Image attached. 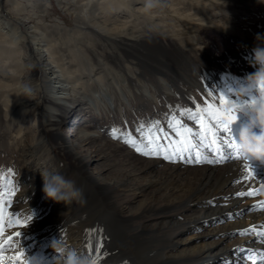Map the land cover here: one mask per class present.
I'll list each match as a JSON object with an SVG mask.
<instances>
[{
    "label": "bare ground",
    "instance_id": "6f19581e",
    "mask_svg": "<svg viewBox=\"0 0 264 264\" xmlns=\"http://www.w3.org/2000/svg\"><path fill=\"white\" fill-rule=\"evenodd\" d=\"M66 1L73 3L74 26L71 28L57 22L29 25L26 22V17L20 16L22 13L34 10L33 16L38 21L39 18H43L39 16L40 13L42 15L46 14L47 0H0V113L2 114H0V134H3L4 131L8 132L14 125L18 126L16 134H12L10 141H7L8 144L7 142L4 144L9 145L13 142L15 148L20 147L23 163L18 176L12 179L9 184L1 186V189L4 190L2 193L15 202L13 211L16 215L6 217L5 226L1 227L0 264H55L56 254L51 245L54 241L59 240L82 254L100 256L101 264H141L136 259L135 248H138L140 244L141 247L145 246L143 242L150 240L158 244L157 250H150L148 255L144 257V261L147 262L143 264H186L184 262L180 263L182 260L174 254V251L177 248L178 239H181V236H177L187 230L179 232V229L173 232L169 231L170 233L166 231V234H158L157 226L154 223L132 222L137 215L128 213L129 206L127 210L112 202L108 208H95L91 205L93 207L90 208L91 213L81 217L79 219L81 225L76 228L68 226L67 223H58L53 220L47 224L39 222L37 225L33 217L38 215L40 211L50 207V212L54 213V211L62 210L68 205L45 197L41 172H58L56 164L62 165L63 160L59 154L54 153L51 144L59 142L63 146V150L72 156V166L70 168L76 172L74 176L76 186L78 185V188H80L79 186L83 184L85 175L82 177V174L87 173L88 166L91 163L90 158L100 159V155L93 148L96 134L99 135V128L102 125L92 122L93 120H84L86 121L85 124L82 120L80 121L81 118L78 117V113L84 111L82 107L83 100L78 97L72 101H69V99L73 95H79L81 91L83 93L84 91H93L91 88H94V86L103 85L101 83L105 84L109 80L108 76L116 83L121 94L117 96L107 91V89L102 90V92L97 91V93L89 92L91 95H88V99L85 97L87 100L85 103L92 104L93 108L90 109L97 114L104 113V117L111 114V119H113L115 116L112 112H115L120 114L122 119L127 118L128 115L124 112L125 106L126 104L129 107L132 105L126 99L125 91L122 89L124 86H121L119 79L124 83L128 79L138 82L139 86L149 96V103H154L157 100V87L170 91V93H174V88H177L182 97L190 103H193V94L197 96L196 93H201L212 99L214 107H211L212 105L204 106L206 111L201 114H196L197 109L194 113L188 109L185 116L175 114L178 119L185 118H183L184 121L181 122V125H185L187 121L191 120H198L199 123L202 115L205 121L211 125L210 130L213 137H211L212 142L210 144L213 143L217 136L215 130L217 126H219L221 135H224L222 117L218 119V115H213V112L222 109L219 112L226 117L230 112L227 111L230 100L233 102H240L241 100V96L237 93H243L244 98H247L254 91L250 88L247 79L259 67L254 63L253 49L256 48L254 42L249 39L248 44L233 47L227 53L228 56L225 55V58L221 57L215 60L217 63L211 67L206 64H198L193 60L190 63H188L189 60L183 61V65L186 62L188 63V66L183 68H188L189 71L193 72L191 76L185 74L184 76L187 78L184 76L183 78H176L169 73H163L162 70L157 71L154 69L152 74L155 75L157 83L156 85L153 84L154 82L148 84L149 81L142 79V74L137 72L139 68L143 69V64L138 61H130L128 58L124 60L119 58L121 56L123 58L125 56L132 57L131 51L123 52V55L118 54L110 51L107 43H118L126 48L137 50L138 47L149 49L150 44L161 42L162 38L157 33L160 29V23L153 16L156 10H147L145 7L146 0H56L60 6ZM177 1L181 2V0ZM172 5L170 6L173 8ZM1 9L5 13H1ZM35 10L38 12H35ZM31 15L27 17L30 18ZM5 17L6 19H4ZM147 30H149V33H147ZM174 47L182 57L185 59L190 58L188 49L184 45L177 44ZM95 54L101 56V61L99 59L97 61ZM115 60L119 61V64L114 63ZM77 61L80 64L77 68H73ZM116 68L118 70H114ZM198 68L202 69L200 72L202 71L205 76L206 72L212 74L215 70L223 68L231 74L241 73L245 78L232 85L234 88L229 89L227 97H216L213 92L216 89V79H219L221 74L220 76L214 75L204 79L203 76L198 74ZM169 70L174 69L171 67ZM30 83L40 89L39 95L34 97L23 94V86H30ZM107 84L109 83L107 82ZM106 87L108 88L105 84ZM127 90L132 96V91L128 85ZM34 100L37 104L38 100L45 102L44 107H41L42 110L38 113V115L49 113L44 125L37 121V117L32 119V122L29 121L27 125V120L21 117V114L25 117V111L30 108L29 106ZM60 107L62 110L57 109ZM170 107L172 109V106ZM199 109L201 110V108ZM173 110L166 113V122L172 120L170 117ZM74 113L75 117L71 125L72 138L69 140L63 133L65 127L62 124L63 116H65L64 114ZM230 113L235 115L232 112ZM193 115L196 117L195 120L191 118ZM241 116L245 121H242V124L240 123V127L249 120L247 113H241ZM177 118L175 119L177 120ZM91 122L94 124L92 127ZM202 124L200 121V126ZM31 127L35 128L37 137L30 136V142H24L27 135L26 132L23 133V130ZM183 129L185 128L183 127ZM190 129L192 133L186 132L187 137H190V135L194 137L195 139L191 141L197 145L191 147L190 152L192 154L199 152L202 158L204 147L198 141L201 136L198 132H203V129L194 127ZM260 130L258 125L254 129L257 133ZM142 131V136L137 138V142L141 147L149 143L146 137L155 139L153 134L158 133L149 125L144 126ZM193 132L198 133V138ZM231 132L235 131H232L231 128ZM237 132L239 133V131ZM234 137L238 139V135ZM103 138H105V135H103ZM2 139L6 141L4 137ZM176 140L179 144L182 142V139L176 138ZM186 140L189 141L188 138ZM219 144L217 141L216 146L212 149L216 155L220 148ZM184 145H189V143ZM208 147L211 146L208 145ZM208 147L207 149H210ZM81 151L91 152V154L87 157L82 155ZM123 152L125 151L123 150ZM183 155L188 156L189 152H184ZM208 158L215 160L217 157L214 158L211 155ZM130 161L132 160L130 159ZM173 162L170 166L171 170H168L166 174H162L159 173L155 160L147 161L142 166H135V172L124 175H122V172L120 180L123 179L129 182L128 185L131 189L133 191L138 190L140 194L149 192L150 199L161 198L163 200V204L159 207H147L146 211L148 213V209L168 213L183 202L184 210L182 211L185 214L188 212H197L198 214L192 216V219L187 218L186 220V217L184 220H179L178 216L170 215L168 217L170 221L178 225L181 224L183 228L191 223L192 229H196L198 224L206 225L208 228L211 227L209 231H206L207 233L201 236L211 233L207 237H212L214 241L199 251L187 264H195L193 262L197 264H227L225 257H230L229 261L232 264H261L264 257L259 254L264 253V250H262L264 248V235H258L257 233L264 234V162L251 161L254 173H251V169L242 170L244 165L231 159L220 163L195 165L174 157ZM245 163L249 162L245 161ZM100 169L95 173L93 172V174L90 173L87 177L85 176L87 188L85 187L83 190L84 186L81 187L84 192L91 194L98 187L105 189L107 193L110 191L109 186H111V183H107L102 179L104 175ZM150 172L155 173L154 178L144 182H135L137 174L140 177ZM245 176L248 178L245 179ZM168 183L173 185L168 186ZM238 192L247 194L238 196ZM103 194L105 193L103 192ZM75 208L78 213L82 212V207L75 206ZM143 211L145 209L142 210V213ZM93 215H97L96 219L98 221L92 219L89 222L87 219L93 217ZM28 216H32L33 221L31 220V225L23 227L22 223L28 221ZM95 238L97 242H94ZM175 238L177 240H174ZM182 239L187 244L191 241V238L188 237ZM228 239L230 242L221 246L222 242ZM237 243L238 247H232ZM92 246L96 247L95 253L92 251ZM143 254H145L144 250ZM253 257L260 263H253L251 261Z\"/></svg>",
    "mask_w": 264,
    "mask_h": 264
},
{
    "label": "rangeland",
    "instance_id": "374dc122",
    "mask_svg": "<svg viewBox=\"0 0 264 264\" xmlns=\"http://www.w3.org/2000/svg\"><path fill=\"white\" fill-rule=\"evenodd\" d=\"M47 1H48V7H47L46 14L42 15L40 13L39 16L40 17L42 16L43 18H39L38 21L36 20V17L33 16L34 10L33 11L30 10L27 13H22L20 16L26 17V20H27L26 22L29 25L36 24V23L41 24L42 22L48 23V24L57 22V23L65 25L67 28H71L74 26V13L72 10V6H73L72 2L66 1V2H63L64 4L62 3V5L60 6L56 2V0H47ZM170 5H172L173 8ZM156 6L159 9L157 7H154L153 9H155L156 12H155V15H153L154 13L152 15L154 16L156 21L158 20L160 23L159 25L160 29L157 31V33L162 38L161 42L150 44L148 46L149 49L138 47L137 50L135 48L134 49L126 48L124 46H121V44H118V43H107L108 47L110 48V51L112 52L114 51L115 53L117 52L118 54L123 55V52L131 51V53L133 54L132 57L125 56L123 58V56H121L119 58L121 60L128 58V60L130 61H134V62L138 61L141 64H143L144 66L143 69L139 68L137 72L142 74L141 76L142 79H146L149 81L148 84L154 82L153 84L156 85L157 83V81H155L156 80L154 77L155 75L152 74L154 69L157 71L162 70L163 73H169L170 75H173L176 78L177 77L183 78L185 74H188L191 76L193 72L189 71L188 68H183V67L188 66L187 64L192 62V60L197 62L198 64H206L207 66L211 67L215 63H217L215 60L221 57L225 58L226 57L225 55H227V53H229L233 47L240 45V44H248L249 39L254 42L255 47L264 48V0H181V2H178L177 0H158ZM36 11L37 10H35V12ZM1 13H5V12L1 9ZM30 15L31 17L28 18ZM4 19H6V17ZM168 28L169 30H167ZM148 31L149 30H147V33H149ZM158 44L160 45L158 46ZM177 44L184 45V47L188 49V52L190 55V58L188 57L189 59L188 58L185 59L184 57H182V55L176 52L177 50L175 49L174 45L176 46ZM95 58H97V61L98 59L100 61L102 59L101 56L96 55V54H95ZM188 60L189 62L188 63L186 62V64L183 65V61H188ZM114 63L119 64V61L117 62L115 60ZM79 64L80 62L77 61L73 65V68H77ZM144 64L149 65V66H145ZM171 67L174 70H169ZM114 70H118V68ZM200 70L202 69L198 68L197 70L198 74L203 76L204 79L206 77L210 78L214 75L220 76L221 74V77L219 79H216V85H215L216 89L213 92V95L216 97H219V96L227 97V95H229V91L234 88L232 85L236 83L237 81L239 82L245 78L241 73L231 74V73H228V71L223 68L220 70L214 69L215 74L208 73L209 74L208 75L206 72L205 73L206 76L203 75L202 71L200 72ZM138 73L137 75L139 76ZM184 77L187 78L186 76ZM107 78L109 79L107 81L109 84H107V82H105V84L106 86H108V88L107 87L105 88V84L101 83L104 86L96 85L94 86V88H91V90L93 91H88V92L84 91L85 94L81 91L79 95L77 94V95L71 96L69 101L75 100L76 97L81 98L83 100L84 104L82 105V107L84 111L78 113V117L81 118L80 121L82 120L84 124L86 123V121L84 120H91V121L93 120L92 122H97L102 125V127L99 128L100 130L99 135L96 134V140H95L94 148H93L95 149L96 153L100 155V159L97 160L96 157L94 159L91 157L90 158L91 163L88 166V171L87 173L86 172L83 173L82 177L84 175L87 177V175H90V173L93 174V172L95 173L96 171H98L99 168H101L100 171L104 175L102 179L105 180L107 183H111V186H109L110 191L107 193L105 189L103 188L101 189V187H98L96 188V191L91 194L84 192L83 190L85 189L87 185L85 184L87 180H86V177L84 176L83 178L85 180H83L84 181L82 182L83 184L79 186L81 190H82L81 187L84 186L82 190V193H83L82 203L76 200H73L72 203L65 206L62 210L54 211V213L50 212L49 210L50 207H49L45 210L40 211L38 215L33 217V220L37 222V225L39 224V222L47 224L48 222H51L53 220L58 223H61V222L67 223L68 226L76 228L81 225V222L79 221V219L83 217L85 214L91 213L90 208H93V207L108 208L110 207L112 203L119 205L124 209H127V207L129 206L130 210L128 211V213L137 215L136 219L132 220V222L143 223L144 221V223H152V224L154 223L155 226H157L158 234H163V233L166 234L165 233L166 231L170 233L173 231H177L179 229H180L179 232L187 230L183 234L177 236V237L181 236L180 237L181 239H178L179 240L178 245L174 251V254L182 260V262L180 263L184 262L187 264L191 262L189 260L192 259L197 253H199V251H201L204 247H206L207 245L211 244L212 241H214L212 237H207L211 233H208V235H205V236H201L202 234L204 235L205 233H207L206 231H209L211 227L208 228L206 225L198 224L196 229H192L191 228L192 223H191L187 227L183 228L181 224L178 225L176 223H173V221H170L168 218L170 215L178 216L179 220H184V218L186 217L185 218L186 220L187 218L192 219L191 218L192 216H195L198 214L197 212L196 213L188 212L187 213L188 215L185 214L182 211L184 210V206H182L183 202L178 204L177 205L178 207H176L173 210H170V212L168 213L167 212H155L153 211L154 209L153 210L148 209L150 213L149 214L146 211L147 207H150V206L153 208L159 207L160 205L163 204V200L161 198L159 199L151 198L150 199L151 195L149 192L140 194L138 193V190L133 191L131 187L128 185L129 182L123 179L120 180V177L124 174L135 172L134 168L142 166L145 162L150 161V160H155L157 162L158 168L157 167L156 168L159 170V173L166 174L168 173V170H171L170 166L174 162L173 160L165 159L163 154L154 156V155H144L141 152H137L134 147L125 143L124 140L130 137L135 138L137 140V138L142 136L143 134L142 130L144 126L149 125L153 128L155 132H158L157 134L154 133L153 136L155 137L156 135H159L161 137L160 143L164 147H166L169 151H171L172 148L182 147L184 146L185 143H189V145L193 143L189 139V137H187L188 135L186 134V131H182V130H184L183 127L185 129L186 128L190 129L194 127V128L203 129V132H198L199 134H201L200 138H198V135H197L198 133L193 132L194 134H196V138H198V141H200V145L204 147L202 150L204 151L203 155H208V157L212 155L214 156V158H216L217 157L216 153L212 151V149L216 146V143L210 144V142H212L211 137H213L212 131L210 130L211 125L205 121L204 117H202L201 115L199 123H198V120H195V121L191 120L189 122L187 121L185 125H181V122H183L185 118L183 117L184 119L183 118L178 119L177 115L175 114V113H178L182 116H185L186 112H188V109L191 110L193 113L197 109L195 111L196 114H201L204 111H206L205 110L206 106L212 105L211 107H214L211 101L212 99H209L208 97L202 95L201 93H196L197 96L193 94L194 96L193 103H190L186 98L182 97L181 92L177 88H174L175 90L174 93H170V91L168 92V91L163 90L160 87H157V91H156L157 100L154 103H149L148 102L150 99V98L148 99L149 96H147V93L145 92V90L139 86L138 82H133L128 79L127 82L124 83L122 82V80L119 79V83L121 84V86L122 87L124 86L122 89L125 91L126 99H128L129 103L132 106L129 107L127 106V104L125 106L124 112L127 113L128 115L127 118H125L126 120L122 119L120 117V114L115 113V112H112L115 117L111 119V116H112L111 114H108L107 115L108 117H104V113L97 114L95 111L90 109L92 107V104L90 105L89 103H85L87 101L86 98L89 97L88 95H91V93L93 92L97 93V91L102 92V90L104 89L105 90L107 89V91L117 96L121 94V92L118 90L116 86V83L112 80V78H110L109 76ZM30 84L34 92L32 96L35 97L36 95H39L38 92L40 89H37L32 83ZM127 85L130 87L133 97L128 92ZM44 104L45 102L42 100H38V104L36 100H34L29 106L30 108L25 111L24 113L25 117H23V114H21V117L27 120V125L29 124V121L32 122V119H36V117H37V121H39L43 125L45 124V119L49 113L48 114L43 113L41 115H38L39 111L42 110L41 107H44ZM170 106H172V109H174L173 112L171 111L172 115L170 119L172 120L171 121L169 120L166 122L165 121L166 113L167 112L170 113V110H172ZM198 108H201V110L200 109L199 110L202 112H200ZM57 109L62 110L61 107ZM221 110L219 109V111ZM219 111L216 110V112H213V115L216 116V114L218 115L219 113V117H222L221 118L223 121L222 124H225L226 122H228V115L224 117V114H221ZM64 115L65 116H63L62 124H63V127L64 126L65 127H64L63 133L67 137V139L70 140L72 138L71 133L73 132L71 125L73 124L75 113L67 114V115L64 114ZM247 116L248 118H250V115L248 113H247ZM175 118H177V120ZM177 121H180V122L177 123ZM200 121L201 123H203L202 124L203 127L200 126ZM242 121H245V119H243V117L240 114L238 117V121L235 122L231 127L232 131H235V132H232L234 133L232 134L233 136L238 135L237 131H239L240 123L242 124ZM92 122L90 123L91 127L94 125ZM17 128L18 126L14 125L13 128L10 129L8 132L4 131L3 134H0V193L4 192V190L1 189V186L5 184H9V182L12 179H15L18 176L20 169L23 165L21 148L20 147L15 148V145L13 142L7 145L8 144L7 141H10V139L13 136L12 134H16ZM137 129H140V130H137ZM178 130L182 132L181 136L176 135V132ZM215 130L217 131V128H215ZM24 132H26V135H27L25 137V140L28 138V140L26 141L24 140V142H27V143L30 142V138H29L30 136H33L35 138L37 137V132L35 128L34 129L32 127L29 129L24 128L23 133ZM103 135H105V138H103ZM114 135L116 137H122V139L114 138ZM2 137H4L6 141H4ZM176 138L182 139V142L183 141L184 142L183 143L181 142L179 144ZM187 138L189 139V141L186 140ZM5 142H7V144H4ZM1 144H4V145H1ZM51 145H52V149L54 153L57 155L59 154L63 160L62 165H60L59 163L56 164L58 166L57 171L60 172L63 176L65 175V178L75 181L74 176L76 172L72 171V169L70 168L72 166L71 165L72 156L63 150V146L61 145V143L56 142ZM208 145H210L211 147H208ZM109 146H110V149H109ZM207 147L210 149H207ZM123 150L125 152H123ZM80 153L87 157H89L91 154V152H87V151H81ZM130 159L132 161H130ZM16 160L18 161V163ZM195 165H199V164H195ZM137 176L138 174L135 177V182L137 181L138 183V181L144 182L148 179L154 178L155 173L150 172L140 177L139 176L137 177ZM172 185H173L172 183H168V186H172ZM103 192L105 194H103ZM77 204L80 206V208L82 207L81 213H78V211L75 208V206L79 207ZM14 206H15V202L10 197H8L7 195L3 193V197L0 198V207H1L0 208V239L2 238L1 227H4L5 226L4 223H6L5 218L10 215H16L15 211H13ZM143 209H145V211H143L142 213ZM139 210L141 211L140 213H139ZM49 217H51V219H49ZM96 218H97V215H93V217H89V219L87 220L89 222L92 221V219L93 221L95 220L98 221V219ZM32 221H24L22 223V226L25 227L27 225H31ZM185 237L191 238L190 240L192 242L190 241V243L188 244L184 243L185 241H182L183 240L182 238H185ZM174 240H177V238H175ZM94 242H97L96 238ZM228 242H230L229 239L224 240L221 246L228 244ZM143 245L147 247L142 246L143 247L142 248L140 244L138 248H135V252H136L135 254H137L136 259H138L137 261L140 262L141 264H143L144 262H147V261H144V257L148 255L150 250H155V249L157 250V246H158L157 243L155 242L153 243L150 240L149 241L146 240L145 242H143ZM237 245L238 243L233 245L232 247L237 246ZM143 250L145 251V254H143ZM262 250H264V248ZM225 258H226V261L228 262L227 264H232L229 261L230 257H225ZM251 261L253 263L258 262L256 261V259H254V257L251 258ZM193 263L197 264L196 262H193Z\"/></svg>",
    "mask_w": 264,
    "mask_h": 264
},
{
    "label": "clouds",
    "instance_id": "9594fccd",
    "mask_svg": "<svg viewBox=\"0 0 264 264\" xmlns=\"http://www.w3.org/2000/svg\"><path fill=\"white\" fill-rule=\"evenodd\" d=\"M157 2L158 0H146V9H153ZM253 52L254 63L259 67L247 79L254 91L247 98H244L243 93H237L241 96L240 102L230 100L227 111L234 113L236 120L225 124L232 127L241 113H248L250 118L240 127L238 139L233 147L245 161L264 162V48L256 47ZM22 91L27 96L34 94L29 85H24ZM257 125L261 129L259 133L254 131ZM41 175L44 181L43 192L47 199L65 204H70L73 200L83 202L82 190L76 186L75 181L65 178L58 172L43 171ZM51 246L56 254L55 264H101L100 256L82 254L62 240L54 241Z\"/></svg>",
    "mask_w": 264,
    "mask_h": 264
},
{
    "label": "snow or ice",
    "instance_id": "6c2138e0",
    "mask_svg": "<svg viewBox=\"0 0 264 264\" xmlns=\"http://www.w3.org/2000/svg\"><path fill=\"white\" fill-rule=\"evenodd\" d=\"M227 115H228V122L229 123H232L236 120V116L232 115L230 112ZM191 118L194 120L196 119L195 115H193ZM218 119H219V113H218ZM177 123H179V121ZM184 131L188 132L189 134L192 133L191 129H184ZM223 133H224V135H221V133L219 132V126H217V136H216V140H214L213 143H216L218 141L220 143V148H219V151L217 154V158L215 160L209 159L208 155H203L201 158V154L199 152L192 154L190 152V148L196 147L197 145L195 143H192L190 145H184L182 147H175V148H172L171 151H169L166 147H164L160 143L161 137L159 135H156L155 139H151V138L146 137V139L149 140V143L145 144L143 147H141L138 144V142L135 138L130 137V138L124 140V142L129 144L130 146L134 147L137 152H141L144 155H161V154H163L165 159L173 160V158L175 157L177 159L186 160L187 162L193 163V164L220 163L222 161H227V160L231 159V160H234V161L239 162L242 165H244V168L242 170L251 169V173H254L251 162L245 163V160L241 159L239 156V153L234 149L233 145L236 141V138L232 135L231 127H229L228 124L223 125ZM176 135L181 136L182 132L178 130L176 132ZM114 138L122 139V137H116L115 135H114ZM189 139L194 140L195 138L190 135ZM184 152H189V155L184 156L183 155ZM251 173H249V174H251ZM247 178L248 177L245 176V179H247ZM237 183H239V181H237ZM246 194L247 193H242V192L237 193L238 196H244ZM2 197H3V193H0V198H2ZM27 220L31 221L32 216H28ZM257 234L258 235H264L261 233H257ZM17 235H19V233H17ZM92 251H93V253H95V251H96L95 246H92ZM259 255L261 257H264V253H260ZM261 264H264V259L261 260Z\"/></svg>",
    "mask_w": 264,
    "mask_h": 264
}]
</instances>
